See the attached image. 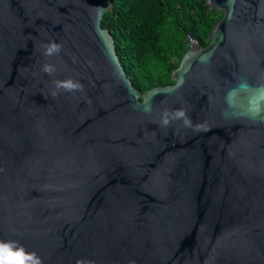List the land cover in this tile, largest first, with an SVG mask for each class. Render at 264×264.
Returning <instances> with one entry per match:
<instances>
[{"label":"water","instance_id":"95a60500","mask_svg":"<svg viewBox=\"0 0 264 264\" xmlns=\"http://www.w3.org/2000/svg\"><path fill=\"white\" fill-rule=\"evenodd\" d=\"M207 1L210 43L141 91L102 25L113 0H0V240L43 264H264V122L224 104L264 83V0ZM69 77L83 89L53 96ZM180 107L203 128L159 124Z\"/></svg>","mask_w":264,"mask_h":264},{"label":"trees","instance_id":"16d2710c","mask_svg":"<svg viewBox=\"0 0 264 264\" xmlns=\"http://www.w3.org/2000/svg\"><path fill=\"white\" fill-rule=\"evenodd\" d=\"M222 16L207 0H113L102 25L113 34L127 75L144 91L173 83L171 72L190 37L207 46L209 31Z\"/></svg>","mask_w":264,"mask_h":264},{"label":"clouds","instance_id":"9594fccd","mask_svg":"<svg viewBox=\"0 0 264 264\" xmlns=\"http://www.w3.org/2000/svg\"><path fill=\"white\" fill-rule=\"evenodd\" d=\"M61 49L62 44L52 40L43 45V55L52 57L58 55ZM41 70L51 75L57 69L53 63H44L41 66ZM53 83V96L58 94L57 90L74 92L83 89V85L71 77L64 80H56ZM182 83L183 80L177 83L176 86L179 87ZM224 104L226 106V115L264 122V83L253 84L245 77L237 78L234 85L226 91ZM150 110V106L145 107V111ZM173 121H180L184 128H191L193 131H199L203 128L201 123L193 122L188 114V109L185 107L164 110L159 124L162 127H168ZM0 264H43V259L35 251H27L16 241L0 240ZM77 264H91V262L80 260ZM130 264H134V261L130 262Z\"/></svg>","mask_w":264,"mask_h":264},{"label":"built area","instance_id":"2783aa9c","mask_svg":"<svg viewBox=\"0 0 264 264\" xmlns=\"http://www.w3.org/2000/svg\"><path fill=\"white\" fill-rule=\"evenodd\" d=\"M190 41H191V42H194V41H195V39H193L192 37H190Z\"/></svg>","mask_w":264,"mask_h":264}]
</instances>
